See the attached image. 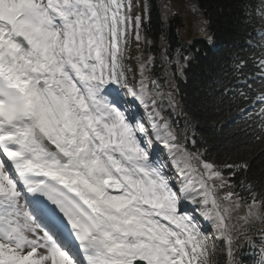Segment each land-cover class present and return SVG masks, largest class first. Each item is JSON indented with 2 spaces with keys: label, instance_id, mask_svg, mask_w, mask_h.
I'll return each mask as SVG.
<instances>
[{
  "label": "snow or ice",
  "instance_id": "1",
  "mask_svg": "<svg viewBox=\"0 0 264 264\" xmlns=\"http://www.w3.org/2000/svg\"><path fill=\"white\" fill-rule=\"evenodd\" d=\"M244 15L258 39L221 102L264 143V0ZM150 23L148 0H0V264H242L244 244L264 264V173L237 186L248 160L187 148L178 89L144 53ZM188 61L178 50L181 76Z\"/></svg>",
  "mask_w": 264,
  "mask_h": 264
},
{
  "label": "trees",
  "instance_id": "2",
  "mask_svg": "<svg viewBox=\"0 0 264 264\" xmlns=\"http://www.w3.org/2000/svg\"><path fill=\"white\" fill-rule=\"evenodd\" d=\"M179 9L188 16V6L196 8L207 20L208 31L214 43L210 48L203 41L190 44V33L178 37L167 22H162L160 11L165 0H149L151 5V23L146 26L147 37L153 43L144 49L155 57V69L162 71L161 34L166 36V54L171 60L177 59V51L188 56L184 80H177L172 74L174 66H168L171 75L168 90L175 85L178 89L177 100L187 113L188 128L195 132L196 148L207 147L208 158L224 159L226 155L236 160H248L250 168L247 173L239 172L232 177V182L240 184L241 180L259 177L264 173V143L255 139L252 129L247 135L240 134L234 123L237 109L229 110L228 99L221 102L224 85H232L231 67L234 58L248 56L247 41L254 39L258 33V24L245 23V11L255 20L260 7V0H178ZM188 19V17H187ZM194 19V18H193ZM189 22V20H188ZM255 29V30H254ZM258 39V38H256ZM255 40V39H254ZM183 63V59L180 60ZM134 64V61H133ZM168 113V110L165 111ZM227 175V173H225ZM258 239V237H257ZM246 248L243 246L242 249Z\"/></svg>",
  "mask_w": 264,
  "mask_h": 264
},
{
  "label": "rangeland",
  "instance_id": "3",
  "mask_svg": "<svg viewBox=\"0 0 264 264\" xmlns=\"http://www.w3.org/2000/svg\"><path fill=\"white\" fill-rule=\"evenodd\" d=\"M177 5L178 4H176L175 6H177ZM196 20L197 21L194 22V24H193V32H194L195 36L197 37V39H199V38L208 39L209 36H208V31H207L206 25H202V20H205V19L200 14V18H198ZM201 26H203L205 28V32H203V33L199 30ZM166 159H167V157H166ZM207 231L210 232L211 229L207 230Z\"/></svg>",
  "mask_w": 264,
  "mask_h": 264
}]
</instances>
